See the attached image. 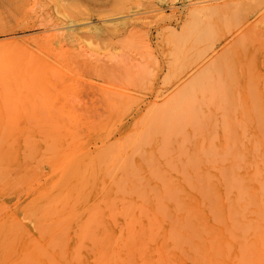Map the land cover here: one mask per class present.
<instances>
[{"label":"rangeland","instance_id":"rangeland-1","mask_svg":"<svg viewBox=\"0 0 264 264\" xmlns=\"http://www.w3.org/2000/svg\"><path fill=\"white\" fill-rule=\"evenodd\" d=\"M263 4L0 0V264H264Z\"/></svg>","mask_w":264,"mask_h":264},{"label":"bare ground","instance_id":"bare-ground-1","mask_svg":"<svg viewBox=\"0 0 264 264\" xmlns=\"http://www.w3.org/2000/svg\"><path fill=\"white\" fill-rule=\"evenodd\" d=\"M255 1V0H254ZM259 2V0H256V3H257V5H258V2ZM261 1H263V3H264V0H261ZM261 4V3H260ZM256 5V4H255ZM254 5V7H257V6H255ZM262 5V4H261ZM260 6V5H259ZM263 6H264V4H263ZM258 8V7H257ZM256 8V9H257ZM255 9V8H254ZM255 9V10H256ZM263 13V12H262ZM10 78H12V73L11 72H7V73H1L0 74V82H2L3 80H9ZM246 82V81H245ZM4 84V83H3ZM2 84V85H3ZM245 85H246V83H245ZM1 86V85H0ZM263 89V88H262ZM105 92V91H104ZM263 95H264V93H263ZM113 97V96H112ZM164 113H163V111H151L148 115H147V117H146V125L148 124L149 125V128H151V130H154L155 128H157V123H159V125L161 124V126H163V127H168L169 125H170V123L171 122H173V121H176V120H178V118H175V119H171V120H164V115H163ZM145 117V116H144ZM143 117V118H144ZM142 118V119H143ZM137 119V118H136ZM135 121V120H134ZM152 124V125H151ZM145 125V126H146ZM147 125V126H148ZM140 126V125H139ZM151 126H153V127H151ZM171 126H173V125H171ZM141 130V129H140ZM176 132V131H175ZM141 134V133H140ZM261 161V160H260ZM258 167V166H257ZM262 172V171H261ZM264 172V171H263ZM258 177V176H257ZM264 177V176H263ZM259 179V178H258ZM263 179V178H262ZM255 180V179H254ZM258 182V181H257ZM264 190V189H263ZM256 191V190H255ZM254 190H253V192H255ZM261 192V191H260ZM259 195V194H258ZM250 197H251V195H250ZM247 198V197H246ZM252 198V197H251ZM250 198V199H251ZM260 200H261V198H260ZM259 201V200H258ZM262 201V200H261ZM250 203H252V201L250 202ZM262 203H264V201H262ZM260 204V203H259ZM255 205V204H254ZM257 205V204H256ZM258 207V205L256 206V208ZM260 207H261V204H260ZM259 208V207H258ZM264 208V207H263ZM262 208V209H263ZM261 209V208H260ZM262 209H261V211H262ZM248 211V210H247ZM252 211V210H251ZM256 211H258V209H256ZM260 211V212H261ZM252 213H255V212H253L252 211ZM258 213V212H257ZM250 215H251V213H250ZM252 215H255V214H252ZM259 216L258 217H262V216H260V214H258ZM256 217H257V215H256ZM254 220V219H253ZM252 220V221H253ZM259 220V219H258ZM255 221H257V220H255ZM254 221V222H255ZM247 222H248V220H247ZM246 222V223H247ZM260 222H262L261 221V219H260ZM260 222H257L258 223V226L259 227H261V228H259V231H257L256 233H259L260 231H261V234L264 232V223L262 222V223H260ZM245 223V222H244ZM256 224V223H255ZM254 225V224H253ZM255 228V227H254ZM254 233V232H253ZM255 233V234H256ZM251 235H252V233H251ZM261 237H262V235H261ZM260 239V241L262 240L263 241V239H261V238H259Z\"/></svg>","mask_w":264,"mask_h":264}]
</instances>
